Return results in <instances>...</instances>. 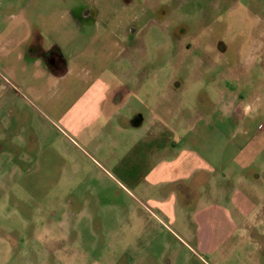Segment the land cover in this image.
<instances>
[{"label": "rangeland", "instance_id": "1", "mask_svg": "<svg viewBox=\"0 0 264 264\" xmlns=\"http://www.w3.org/2000/svg\"><path fill=\"white\" fill-rule=\"evenodd\" d=\"M33 1L67 3L79 19L84 10L92 11L85 18L92 23L94 16L105 23L139 17L131 25L140 39L130 45L139 52L146 49L148 58L140 61L149 63L152 72L159 70L156 81L185 84L183 92L193 102L216 98L217 86L226 88L244 108V116L235 112L222 125L228 137L237 134L228 143L230 156L236 152L233 146L246 140L263 146L264 0H132L129 5L126 0ZM56 10L49 9V16L54 12L57 19ZM62 22L65 33L74 35L67 20ZM94 30L89 24L81 31L85 37L80 34L70 46L71 59L80 66L65 82L51 83L47 103L20 81L7 84L9 76L0 67V264H264L263 179L259 205L239 220L232 215L238 228L226 244L200 247L185 226L166 222L159 212L162 222L149 216V209L157 212L147 201L149 186L133 179L141 170L125 160L116 163L129 139L115 133L120 145L97 148L60 120L84 91L86 71L92 74L95 68L98 74L110 63L106 49L115 47L109 31L100 25L106 38L97 41L91 37ZM49 32L60 36L56 24L49 25ZM213 145L222 144L215 139ZM253 172L263 176L264 154L246 174ZM208 236L216 240L215 234Z\"/></svg>", "mask_w": 264, "mask_h": 264}, {"label": "crops", "instance_id": "2", "mask_svg": "<svg viewBox=\"0 0 264 264\" xmlns=\"http://www.w3.org/2000/svg\"><path fill=\"white\" fill-rule=\"evenodd\" d=\"M63 4L0 0V67L9 76L5 82L12 85L11 79L20 81L35 98L47 103L51 83L57 86L65 82L80 66L71 59L70 52L74 51L69 48L77 42L81 31L93 24L95 33L91 37L98 41L106 38L100 25L108 29V40L115 47L106 49L110 63L98 74H94L95 68L92 74L86 71L84 91L69 103L60 120L74 133L82 134L85 143L94 141L97 148L120 145V140L114 139L115 133L129 139L128 150L116 163L125 160L135 165L136 171L141 170V175L133 179L149 186L143 194L157 210L149 209V216L157 222H162L163 217L177 227L185 226L186 232L195 233L200 247L226 244L231 232L238 228L232 215L237 220L248 216L263 197L258 192L264 174L255 176L253 172L249 176L246 171L264 154V144L257 146L252 144L253 140H246L241 146H233L236 152L230 156L228 143L237 134L228 137L222 129L225 122L234 119L235 112L244 116L243 106L229 90L218 86L216 98L188 100V91L183 92L187 89L185 84L156 81L159 70L154 73L149 63L140 61L148 55L146 49L139 52L130 45L127 20L105 23L94 16L92 23L86 20L89 16L75 17L68 4ZM49 9H57L55 13L60 16L55 19L54 12L49 16ZM64 19L74 35L65 33ZM53 24L58 26L59 38L49 32V25ZM65 46L69 53L64 51ZM77 53L79 58L83 55L80 49ZM55 58L61 60L59 68ZM134 71H138L137 77ZM38 79L45 81L40 84ZM151 80L158 83L152 84ZM67 86L65 89H69ZM202 106L206 108L201 109ZM215 139L222 144L220 148L213 145ZM210 232L216 240L205 237Z\"/></svg>", "mask_w": 264, "mask_h": 264}, {"label": "flooded vegetation", "instance_id": "3", "mask_svg": "<svg viewBox=\"0 0 264 264\" xmlns=\"http://www.w3.org/2000/svg\"><path fill=\"white\" fill-rule=\"evenodd\" d=\"M77 1V0H76ZM127 1V3H128V5L129 4H131L130 2L132 1V0H126ZM77 2H79V0L77 1ZM144 6V5H143ZM93 14V12L92 11H88V10H84L83 11V17L84 18H86L87 16H93L92 15ZM140 20V18L139 17H137V18H133V19H131V20H128V22H127V31H130V32H128L129 33V35L131 36V41H139V39H140V37H139V33L136 31V33L134 32L135 31V29H133L132 28V23H134V22H138ZM142 40V39H141ZM60 62H61V60L60 59H58V60H56V58H55V66L56 67H60L61 66V64H60Z\"/></svg>", "mask_w": 264, "mask_h": 264}]
</instances>
